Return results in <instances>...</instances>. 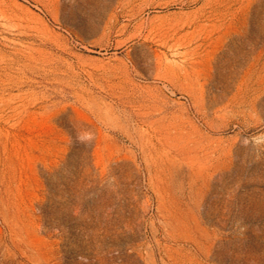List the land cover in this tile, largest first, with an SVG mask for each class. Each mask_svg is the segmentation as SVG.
Here are the masks:
<instances>
[{
	"label": "rangeland",
	"instance_id": "obj_1",
	"mask_svg": "<svg viewBox=\"0 0 264 264\" xmlns=\"http://www.w3.org/2000/svg\"><path fill=\"white\" fill-rule=\"evenodd\" d=\"M0 264H264V0H0Z\"/></svg>",
	"mask_w": 264,
	"mask_h": 264
}]
</instances>
